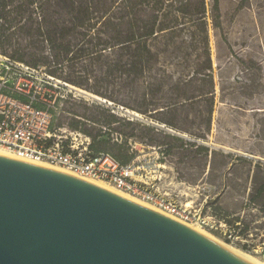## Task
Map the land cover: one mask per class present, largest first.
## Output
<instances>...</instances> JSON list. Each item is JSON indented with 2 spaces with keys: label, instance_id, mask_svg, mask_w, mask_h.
Here are the masks:
<instances>
[{
  "label": "rangeland",
  "instance_id": "obj_1",
  "mask_svg": "<svg viewBox=\"0 0 264 264\" xmlns=\"http://www.w3.org/2000/svg\"><path fill=\"white\" fill-rule=\"evenodd\" d=\"M207 10L215 79L208 128L202 130L206 115L191 108L174 117L186 130L171 131L159 118L173 114L146 108L143 88L131 90L120 81L97 86L93 79L71 83L91 96L67 99L60 121L75 128L78 120L92 152L120 149L127 160L141 156L151 188L191 204L209 221L202 228L264 261V196L251 200L253 187L264 185V0H219L217 11L207 0ZM13 46L5 53L12 56ZM112 113L121 119L104 123Z\"/></svg>",
  "mask_w": 264,
  "mask_h": 264
},
{
  "label": "trees",
  "instance_id": "obj_2",
  "mask_svg": "<svg viewBox=\"0 0 264 264\" xmlns=\"http://www.w3.org/2000/svg\"><path fill=\"white\" fill-rule=\"evenodd\" d=\"M0 46L3 52L13 46L12 57L44 64L69 83L93 79L97 86L120 81L131 90L143 88L146 108L173 114L159 119L175 131L186 130L175 115L191 108L206 115L202 130L209 127L215 79L207 0H0ZM119 119L112 113L104 123ZM113 155L128 161L120 149ZM253 190L252 201L264 196V185Z\"/></svg>",
  "mask_w": 264,
  "mask_h": 264
},
{
  "label": "water",
  "instance_id": "obj_3",
  "mask_svg": "<svg viewBox=\"0 0 264 264\" xmlns=\"http://www.w3.org/2000/svg\"><path fill=\"white\" fill-rule=\"evenodd\" d=\"M0 264L256 263L89 180L0 154Z\"/></svg>",
  "mask_w": 264,
  "mask_h": 264
},
{
  "label": "built area",
  "instance_id": "obj_4",
  "mask_svg": "<svg viewBox=\"0 0 264 264\" xmlns=\"http://www.w3.org/2000/svg\"><path fill=\"white\" fill-rule=\"evenodd\" d=\"M87 96L91 95L44 67L0 49V149L25 161L62 167L83 179L107 181L179 221L208 226L209 221L191 204L159 187L151 188V182L143 179L141 156L124 162L108 151L92 152L89 135L61 123L66 100Z\"/></svg>",
  "mask_w": 264,
  "mask_h": 264
},
{
  "label": "bare ground",
  "instance_id": "obj_5",
  "mask_svg": "<svg viewBox=\"0 0 264 264\" xmlns=\"http://www.w3.org/2000/svg\"><path fill=\"white\" fill-rule=\"evenodd\" d=\"M0 154H3V155H7V156H11V157L18 158V157H16L14 154H10V153H8V152L2 150V149H0ZM33 163L40 164V165H43V166H47V167L54 168V169H58V170H61V171L66 172V173L72 174V175H74V176H78V175H76V174L70 172V171L67 170V169H64V168H62V167H58V166H54V165H51V164H49V163H44V162H33ZM78 177H80V176H78ZM86 180H88V179H86ZM89 181H91V182H93V183H96V184H98V185H100V186H102V187H104V188H107V189H109V190H111V191H113V192H116V193H118V194H120V195H122V196H125V197H127V198H129V199H131V200H134V201H136V202H138V203H140V204H143V205L148 206V207H150V208H152V209H155V210H157V211H159V212H162L159 208H157V207L154 206L153 204H150V203H148L147 201H144V200H142V199H140V198H138V197H136V196H133V195H131V194L125 192V191H122V190H120V189L114 187L113 185H111V184L108 183L107 181H104V180H90V179H89ZM162 213H163V212H162ZM164 214H165V213H164ZM169 216H170V215H169ZM181 222H182V221H181ZM183 223L186 224V225H188V226H190V227H192V228H194L195 230H197V231L203 233L204 235L208 236L209 238L215 240L217 243L221 244L222 246H224L225 248H227V249L230 250L231 252H233V253H235V254H238V255H240V256H242V257H244V258H246V259H248V260H250V261H252V262H254V263H256V264H264V261L258 259V258L255 257L253 254L249 253L248 251H246V250H244V249H241V248H239V247H235V246H233L232 244H229V243H227V242H224V241H222V240L216 238L214 235H212L210 232H208V231L205 230L204 228H202V227H200V226H195V225H193V224H191V223H187V222H183Z\"/></svg>",
  "mask_w": 264,
  "mask_h": 264
}]
</instances>
